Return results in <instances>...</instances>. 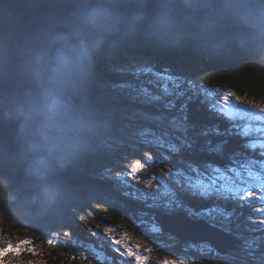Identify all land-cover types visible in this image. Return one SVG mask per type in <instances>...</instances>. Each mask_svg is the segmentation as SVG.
Returning a JSON list of instances; mask_svg holds the SVG:
<instances>
[{
    "label": "trees",
    "instance_id": "trees-1",
    "mask_svg": "<svg viewBox=\"0 0 264 264\" xmlns=\"http://www.w3.org/2000/svg\"><path fill=\"white\" fill-rule=\"evenodd\" d=\"M247 1L264 10V0ZM122 44L123 48L128 47L149 59V62L145 66L124 69L120 61L110 60L115 55L123 60L127 58L118 51L115 43L100 45L96 55L90 58L92 73L85 77L80 75V78L93 92L89 108L94 112L86 115L80 110L82 107L77 110L89 131L90 144L75 161L62 157L75 171L71 182L73 191L66 194L58 192L46 204L38 205L20 194L10 182L0 178L2 220L10 222L17 218L27 222L22 230L37 233L45 247L55 244L50 249L53 252L51 264H59L54 259L60 255V251L68 252V246L73 249L76 245L81 247L80 243L89 254L93 253L108 264H136L133 258L114 249L111 241L113 236L125 243L130 242L133 247L139 245L141 249L151 248V252L146 251L151 256L163 258L169 254L172 257L169 262L174 261V264H214L218 260L228 264H264V225L254 222L264 219V212L258 211L264 208V202L245 200L241 208L234 200H219L215 205L218 211L206 219H196L206 220L244 241L240 255H236L239 258L231 260L229 257H221L209 246L205 249L198 244H182L163 233L157 237L158 234L152 229L154 217L158 214L177 213L164 211L165 206L175 209V188L167 180H162L166 182L164 188L153 189L154 196L147 202L143 198L132 199L125 195L130 191L127 182L123 178L117 180L116 177L120 172L126 176L135 171L136 167L128 166L133 163L128 158L124 159V163L114 158V154L119 151H127L139 159V155L134 152L138 142H128V137H133L131 132L142 126L148 109L146 102L139 97L141 94L130 86L145 85L159 92L160 89L155 86L170 83L162 78L172 76L190 79L198 89L204 90L202 98L213 103L224 91H229L249 102L238 104L239 108L249 109V105L264 107V35L255 44L249 45L238 41L190 37L182 32L160 31L152 36L128 37L122 40ZM232 102H235L234 98ZM201 116L212 122V115L207 111L202 110ZM112 117L120 118L119 125H113ZM107 120L109 123L101 124ZM110 134L121 141H112ZM134 135L137 137V132ZM84 159L88 162H84ZM246 162L241 158L240 163ZM145 164L150 166L151 162ZM144 168L148 171L140 172L141 176L155 171L149 167ZM193 203L197 208L200 207L198 202ZM188 206L185 204L186 208ZM96 207L108 211L101 214ZM95 225L105 227L99 231ZM53 226L71 230L77 238L62 239L50 232ZM106 227L113 231L104 233ZM70 257L74 264H81L71 254ZM62 259V264L70 263L69 259Z\"/></svg>",
    "mask_w": 264,
    "mask_h": 264
},
{
    "label": "water",
    "instance_id": "water-1",
    "mask_svg": "<svg viewBox=\"0 0 264 264\" xmlns=\"http://www.w3.org/2000/svg\"><path fill=\"white\" fill-rule=\"evenodd\" d=\"M160 31L253 45L264 35V10L247 0H0V178L39 204L54 192L71 193L72 183L58 176L73 172L39 153L44 142L71 158L89 146L80 115H70L73 105L92 101L77 73L90 72L99 45ZM24 136L42 142L26 152ZM156 222L180 242L208 244L221 256L241 244L181 215Z\"/></svg>",
    "mask_w": 264,
    "mask_h": 264
},
{
    "label": "snow or ice",
    "instance_id": "snow-or-ice-1",
    "mask_svg": "<svg viewBox=\"0 0 264 264\" xmlns=\"http://www.w3.org/2000/svg\"><path fill=\"white\" fill-rule=\"evenodd\" d=\"M162 79L170 83L157 84L159 92L145 85L130 86L141 94L139 97L148 109L137 129L136 165L151 162L150 167L159 171L143 176L138 168L126 176L120 172L116 179L123 178L130 189L125 195L147 202L154 196L152 190L159 187L154 182L167 180L176 190L177 203L174 210L165 206L164 211H175L192 220L206 219L218 211L215 205L219 200H234L241 208L245 200L264 202V107L239 108L238 104L249 102L229 91H224L213 103L202 98L204 90L190 79L172 76ZM202 110L212 115V122L201 116ZM241 158L247 162L240 163ZM185 204L189 206L186 208ZM258 211L264 212V208ZM254 222L264 225V219ZM103 231L107 234L113 229L106 227ZM111 241L118 253L133 258L136 264L147 260L139 245L133 247L114 236ZM32 243L0 248V261L6 254H18L21 250L35 253L34 248L28 247Z\"/></svg>",
    "mask_w": 264,
    "mask_h": 264
},
{
    "label": "rangeland",
    "instance_id": "rangeland-1",
    "mask_svg": "<svg viewBox=\"0 0 264 264\" xmlns=\"http://www.w3.org/2000/svg\"><path fill=\"white\" fill-rule=\"evenodd\" d=\"M126 39V38H125ZM108 40V39H107ZM124 40V39H123ZM112 41V40H111ZM109 41L108 45L115 43L116 47L118 49L119 52H121L123 54V56H126L127 58L125 60H123L124 58L122 57H118V55H115L113 57L110 58V60H115V61H120V65L124 67V69H128L129 67H135V66H145L146 64H148L149 59H145L142 56L136 54L134 51L128 49V47H124L123 48V44H122V40L120 42H111ZM111 42V43H110ZM110 43V44H109ZM102 44V43H100ZM105 44V45H106ZM106 45V46H108ZM104 46V45H103ZM143 58V59H142ZM113 65V64H112ZM114 65H117V63H114ZM87 73L81 74L82 76H86ZM73 111L70 113V115H75V114H79L77 112L78 110V106L73 105ZM81 111H83L84 114L86 115H92L94 110L93 109H89V108H85L82 107L80 108ZM120 120L119 117H112V121H118ZM100 123V122H99ZM109 123V120H107V122L105 123H101V124H106ZM137 132V130H135L134 132H131V134L133 135V137H128V142H136L137 137L134 135V133ZM111 135V140L118 142L121 141L119 138H117L115 135ZM36 138L33 136H24V138L22 139L23 143H24V150L26 152H28V148L27 146L34 144V143H40L42 142L40 139H38V141H34ZM125 141H127V139H125ZM45 144L44 149L39 153V155L44 154L47 158L49 159H55V160H59L58 162H61L64 169H69L68 171L71 173V171L73 172V174H75V171L71 170L72 169V165H70L68 162L63 161L62 157L64 159H67L69 161H75L76 159H78V157L80 158V155L78 154L77 157L75 158H69L67 155L65 154H61V150H55L54 147L52 145H49L48 142H44ZM23 145V144H22ZM87 150V148L85 149ZM84 150V151H85ZM83 151V152H84ZM82 152V154H83ZM38 155V156H39ZM36 156V155H35ZM108 158V157H107ZM114 158L115 161H119V162H123L124 163V159L128 158L130 160H132V164H128V166H135L136 169L138 168L140 172L144 173L146 172L144 167H149L150 169H152L150 166L146 165L144 162H141L140 165H136V163L138 164L139 162H136V158L134 157L133 154H130V152L127 151H119L118 153L114 154ZM36 159H38L36 157ZM83 159V158H82ZM85 160V159H84ZM83 160V161H84ZM41 162H44L45 160L42 159L40 160ZM84 162H88L87 160H85ZM108 164V163H106ZM1 166V165H0ZM10 166V165H9ZM110 167V166H108ZM133 167V168H135ZM1 169H3L2 167H0ZM49 169H53L52 167H48ZM54 170V169H53ZM156 171H159V168L155 169ZM4 171V170H3ZM56 176L58 175L57 172L54 170ZM6 174V173H5ZM7 175V174H6ZM68 175V174H67ZM8 176V175H7ZM59 178H61V180H63L66 183H70L68 181L67 176L64 175H59ZM23 178V176H22ZM23 182H25V179H21ZM21 182V181H20ZM22 183V182H21ZM22 185L25 187V185L30 186V181L26 183H22ZM26 193H28L29 195H32V198H35V194L28 188V191H26ZM33 193V194H32ZM58 193V192H54L53 193V197L54 195ZM64 194H66V192H62ZM26 196V194H25ZM28 197V196H27ZM52 197V198H53ZM51 198V199H52ZM50 199V200H51ZM49 200V201H50ZM97 200V199H96ZM47 201V202H49ZM33 202V201H32ZM42 201L39 203H36L38 205H42V204H46L47 202ZM97 210H100L99 213L103 214L105 212H107L108 210L106 208L102 209V207H96ZM27 222H21L20 219H12L10 222H4L0 216V248L2 247H6L7 245L10 247L12 244H16L17 247H21L22 244L26 241H32V245L28 246V247H32L35 249V253L29 252L27 250H21L18 254H14V253H9L6 254L3 258L2 261H0V264H28V262H34V264H51L50 261V257L53 255V252L50 249H53V247L55 246V244H49L47 247L43 246L42 243V239L40 236L37 235V233L35 232H31L28 229L26 230H22L23 225L26 224ZM103 228V227H101ZM152 229L155 233H157V237L160 236V234L162 233L158 227L154 224L152 225ZM51 233L58 235L60 238L62 239H69V240H73L76 238V236L73 234V232L71 230H64L61 226H53V228L49 229ZM67 233H71L70 237H67ZM65 235V236H64ZM165 235V234H164ZM168 235V234H167ZM168 237L173 238L171 235H168ZM173 240H177L176 238H173ZM179 241V240H177ZM52 242V240H51ZM185 244V243H183ZM201 246H204L205 249H208V245H203L201 244ZM212 248V247H211ZM68 252H63L60 251L59 252V256L55 257L54 262H57L59 264L63 263V259H69L70 263L69 264H74V261L71 259V256L77 258V261L81 264H104L102 259H97L94 254H89L90 258H88L85 254L86 249L84 248L83 245H81V247H78V245L75 246V249L71 248L70 246H68ZM142 249H144L145 251L143 252L144 255L147 256V260L145 261L148 264H165V261H170L172 260L171 255H166L163 258L157 257V256H151L148 255L146 253V248L142 247ZM232 254H234L235 257H233L232 255L229 256V258L231 260H237L239 257L236 255H239L238 253L240 251H231ZM77 254V255H75ZM235 258V259H234ZM214 264H228L225 263L224 260H218L216 263Z\"/></svg>",
    "mask_w": 264,
    "mask_h": 264
},
{
    "label": "bare ground",
    "instance_id": "bare-ground-1",
    "mask_svg": "<svg viewBox=\"0 0 264 264\" xmlns=\"http://www.w3.org/2000/svg\"><path fill=\"white\" fill-rule=\"evenodd\" d=\"M206 39H207V38H206ZM197 41H198V40H197ZM225 50H226V49H225ZM70 105L72 106L71 103H70ZM83 122H84V121H83ZM80 124H81V123H80ZM84 124H85V123H84ZM85 127H86V126H85ZM81 128H82V127H81ZM41 133H45V131L42 130ZM51 135H56V137L59 136V134H55L54 132H53ZM6 166H7V165H6ZM6 166H5V167H6ZM14 172H17V168H16V169L14 168ZM1 179H2V178H1ZM60 179H61V178H60ZM2 180H3V179H2ZM68 181H69V182H72V178H68Z\"/></svg>",
    "mask_w": 264,
    "mask_h": 264
}]
</instances>
